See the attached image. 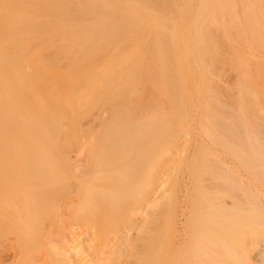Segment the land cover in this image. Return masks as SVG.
Instances as JSON below:
<instances>
[{
	"label": "rangeland",
	"instance_id": "1",
	"mask_svg": "<svg viewBox=\"0 0 264 264\" xmlns=\"http://www.w3.org/2000/svg\"><path fill=\"white\" fill-rule=\"evenodd\" d=\"M155 1L148 3L154 6L160 1L153 8L173 15L170 7L175 0ZM190 1L196 4L198 0ZM227 2L237 7L235 16L243 17L234 27V70L221 55L199 59L208 69L203 73H177L171 58L152 54L155 31L168 28L165 25H143L137 37L126 38L119 34L103 37L102 27L74 25L70 30L92 33L93 42L84 46L72 38L38 39L26 48L38 51L33 56L29 51L24 61L12 56L17 66L12 77L16 72L26 73L21 88H12L14 112L27 108L22 110L27 113L23 120L33 124L29 103L42 100L49 104L47 118L53 123L43 141L33 133L16 136L20 116L13 115L8 139L12 148L8 154L0 152V264H138L141 245L146 242L145 248L151 242L159 196L166 202L177 195L175 200L187 201L188 215L196 218L211 216L208 206L204 209L209 202L224 203L231 207L229 220L234 219V86L243 68L264 78V0ZM242 2L247 9L244 5L240 9ZM250 3L258 18H263L261 23L244 19L247 14L240 10L250 12ZM212 5L206 0L202 8ZM50 29L60 31L59 27ZM214 37L222 50L227 48L222 46L221 35L214 33ZM165 39H161L162 46L167 48ZM77 48H89L86 56L91 57L75 55ZM66 51L72 54L66 57ZM18 62L23 63L19 66L23 70ZM61 67L79 79L51 88L52 73ZM87 71L100 72L94 74L96 79L105 71L107 84L96 87L93 80L88 85L92 90L85 89L87 82L81 77ZM260 83L257 97L264 95V79ZM83 90L88 97L81 95ZM62 94L67 101L61 98V102L69 107L56 109L51 99ZM199 205L204 207L198 214L193 210ZM227 235L234 241V236ZM231 240L229 249L234 250Z\"/></svg>",
	"mask_w": 264,
	"mask_h": 264
},
{
	"label": "bare ground",
	"instance_id": "2",
	"mask_svg": "<svg viewBox=\"0 0 264 264\" xmlns=\"http://www.w3.org/2000/svg\"><path fill=\"white\" fill-rule=\"evenodd\" d=\"M152 1L156 2L155 0H0V152L8 154V150L12 148L8 139L10 140V136L13 133L11 130L13 126L12 128L10 127L11 122L13 123V115L22 118L18 117L19 123L17 126H20L14 130L16 136L26 137L33 133L36 136H40L37 138L43 141V138L49 132V124L53 123L52 118H47L50 110L49 104L45 102L43 104L42 100H34L33 103H29L32 106L30 113H33L35 118L38 117L31 120L33 124L23 120V118L25 119L24 115L27 117V113L25 111L22 112L24 108L20 107L21 110L15 108L16 111L14 112L12 105H14L13 100L15 101L16 99L12 98V92L15 89L18 91L16 87L20 86V89V84L22 83L23 85L24 81L26 82V75H24L26 73L23 72L24 74H22V71L16 72L12 77V74H14L12 72H15L12 69L14 70L17 67L13 64H16V61L12 58L16 56L19 59L21 56V61H24V57L29 51V43L38 41V39H51L56 36L63 39L72 38L78 39L81 42L80 44L85 43L84 46L93 42L92 33L87 31V34H85L86 32H75L70 30L71 26L87 25L92 29L102 27L105 29L103 37L119 34L126 38L128 35L137 37L139 34L138 29L143 25L144 28L151 26L163 28L165 25L168 30L164 28V30L158 29L155 31L156 47L152 54L160 59L165 56L171 58L173 60L172 68L177 73H203L208 69L199 59L205 56L214 59L221 55L228 60L227 65L231 61L229 69L234 70V36L236 35L234 34V27L237 25L236 22H240L238 24L240 25L241 20H243L240 15H236L238 18L241 17L240 19H237L234 15L236 6L230 5L227 0H221L222 4L220 0H211L213 4L211 8L204 9L206 6L204 8L202 6L203 4L206 5V0H198L196 4H193L190 0H175L173 7H170V9L171 12L172 10L174 11L173 15L176 16L171 14V16H168L162 12V9L161 11L155 10L160 1L155 4L156 8L154 4V6L149 4ZM223 1L225 2L223 3ZM243 5L247 9L248 5L243 2L242 6L239 4L240 9L242 8L243 10L245 8ZM253 5L248 7V10L251 8L250 12L246 9L245 11H240L247 14L243 13L245 20L247 17L250 20L249 22L255 24L258 19L260 21L258 23H261L263 18L261 16L262 20L258 18L259 14ZM161 6L160 8H162ZM164 7L166 8V5ZM252 8L255 9L254 13H251L253 12ZM241 12L239 14L243 15ZM255 12L257 17L253 16V14H256ZM258 23L256 21V24ZM34 26L40 29H31ZM52 27H59L60 31L50 29ZM18 29L21 30L19 31ZM214 33L218 36L221 35L222 46L223 43L227 46V48H222L223 50L227 49L226 51L221 49V42L215 39ZM162 37L166 38L165 42L167 40L168 47L165 45L167 48L162 46ZM26 48H28L27 51ZM77 50L80 51L78 52L75 49L74 51L76 52L74 54H79L80 58L88 57L90 54L89 48H77ZM34 51L32 52H38L37 50ZM32 52H28L29 56H33ZM68 52L73 53V50ZM68 52H65L66 57L72 54ZM38 54H34L37 55L35 57H38ZM18 61L20 62V60ZM19 62L18 64H20ZM22 65L23 63L21 62L18 67H22ZM21 67H19V70L24 69H21ZM61 68L52 73L51 88H55L58 82L68 85L79 79L76 77L77 79L74 80L75 76H72L73 78L68 76L66 69L64 70V67ZM102 72L104 73L105 71ZM102 72L101 77L96 79L98 76H94L95 72L87 71L81 77L82 82H87L84 83L85 89L89 88L88 85H91L93 80L96 87L98 83L100 85L103 82L107 84L108 81H105L106 79ZM239 72L241 75H239ZM239 72H237L238 77L236 76L235 80H238L234 86L233 222L231 219L229 220L227 215L232 213L231 210V212L228 211L231 207L224 206V203L217 202L213 204L211 202L212 205H210L211 203L209 202L210 206L206 205L204 209L207 210L208 206L209 212L213 213L216 211V215L211 213V216L208 217L205 213L208 218L204 216H202L204 218H196L197 216L188 215V211H191V209L188 210L186 199V202L182 201L183 199L176 201L177 195H174L175 201H170L173 197L169 196L170 200L167 201L166 198V202H163V198V200H159L162 196L158 197V192L154 211V230L150 235L151 239L149 238L151 242L147 240L149 243L147 242L148 245L145 248L142 247H144V244L146 245V242L141 245L142 250L139 251L138 264H264V95H260L261 97L255 95L260 92H257V88L260 86L258 83L264 78L261 79L258 73H250V71L248 73L244 68ZM14 76H16L15 80L13 79ZM110 82L113 83V81ZM113 84L117 88L118 84ZM12 88H14L13 91ZM109 88L108 91L112 89ZM101 89L102 86L100 87ZM89 90L91 91L92 89L89 88ZM22 91L21 94L24 95ZM19 92L17 95L21 97L22 95L20 94L21 96H19ZM103 92L101 93L104 94ZM83 93H85L84 90ZM86 93H81V95L88 97ZM81 97L79 99H83V96ZM61 98L67 101V97L64 94L58 96V99H51V102L54 103V108L60 109L62 105L66 106L67 103L61 102ZM84 100H86L85 97ZM161 189L164 190V188ZM202 207L204 206L199 205L193 211L197 212ZM228 232L234 233V235H230ZM227 234L230 237L234 236V241L231 238L229 239ZM229 240H231L230 245L234 242V250L233 248L229 249L232 246L229 247Z\"/></svg>",
	"mask_w": 264,
	"mask_h": 264
}]
</instances>
